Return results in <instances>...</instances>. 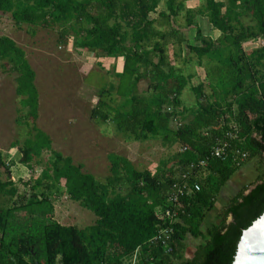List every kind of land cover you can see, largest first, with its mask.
Returning <instances> with one entry per match:
<instances>
[{
	"label": "trees",
	"instance_id": "1",
	"mask_svg": "<svg viewBox=\"0 0 264 264\" xmlns=\"http://www.w3.org/2000/svg\"><path fill=\"white\" fill-rule=\"evenodd\" d=\"M193 1L200 6L187 10L184 2L168 0L155 19L160 0H0V13L11 14L17 25L60 27L62 40L71 35L77 47L98 59H124L123 71L114 73L117 83L100 90L94 119L112 122L136 142L161 139L186 148L172 166L156 171H140L126 157L110 154L111 175L99 182L54 150L52 138L37 126L36 73L25 51L0 37V61L16 75L30 130L18 164L33 173L43 152L52 155L39 176L19 183L0 178V264H129L136 253L138 264L234 263L244 231L264 214V170L220 210L217 206L243 166L264 160V0ZM184 11L187 27L196 31L193 41L175 26ZM198 16L220 33L217 39L204 34ZM245 17L253 24L245 25ZM258 42L257 48L245 47ZM184 44L209 65L207 83L190 88L196 96L190 108L182 95L193 76L182 74L172 53ZM142 82L148 83L147 94L139 89ZM220 142L230 144L227 156L210 157ZM207 157V167L190 169ZM16 165L0 152V172L11 174ZM196 183L200 191H189L178 203L168 253L151 242L170 225L162 216L173 208L168 196ZM64 195L92 211L95 224L80 229L56 222L55 202ZM213 213L215 222L208 225ZM190 238L201 242L186 258Z\"/></svg>",
	"mask_w": 264,
	"mask_h": 264
},
{
	"label": "rangeland",
	"instance_id": "2",
	"mask_svg": "<svg viewBox=\"0 0 264 264\" xmlns=\"http://www.w3.org/2000/svg\"><path fill=\"white\" fill-rule=\"evenodd\" d=\"M178 1L184 2L187 10L196 9L201 4L193 0ZM167 2L160 0L152 18L157 19L159 13L166 11ZM196 22L206 36L218 38L219 32L212 28L207 19L198 16ZM243 22L247 26L253 24L251 17H245ZM175 26L188 40L195 39L196 31L187 27L185 11L175 21ZM61 31L60 27L44 29L17 25L11 14L0 13V37L10 38L22 48L36 73L35 84L40 95L37 126L52 138L53 149L71 157L75 164L83 165L84 172L94 175L99 182H105L111 175L110 154L126 157L140 171H156L172 166L174 157L181 151L179 145L164 144L161 139L136 142L120 133L112 122L104 123L92 117V111L100 99V90L117 83L115 74L122 70L123 60L98 59L93 53L77 47L71 35L62 40ZM260 45L258 42L246 44L245 47L249 50V47L257 48ZM181 48L175 46L172 53L177 54L174 57L175 65L182 74L193 76L182 95L184 105L190 108L196 104V96L190 88L207 83L209 65L206 60L201 64L199 58L189 52L186 44ZM4 63L0 61V152L7 163L17 165L11 168V174L0 172V178L5 181L10 176L19 183L20 179L29 180L33 173L39 176L52 155L51 152H43L33 163V173L28 167L18 164L19 149L29 137L30 130L25 125L21 99L16 93V75L7 72ZM139 89L147 94L148 83L142 82ZM207 91L210 92L209 89ZM263 170L264 160L263 164L256 160L243 166L224 188L217 203L218 210ZM215 216L216 213H213L209 217L208 225L215 222ZM54 219L61 225L83 229L95 224L97 216L64 195L55 202ZM200 242L189 239L186 258L192 256Z\"/></svg>",
	"mask_w": 264,
	"mask_h": 264
},
{
	"label": "built area",
	"instance_id": "3",
	"mask_svg": "<svg viewBox=\"0 0 264 264\" xmlns=\"http://www.w3.org/2000/svg\"><path fill=\"white\" fill-rule=\"evenodd\" d=\"M170 110V109H169ZM227 136L230 139L235 138L231 133H228ZM230 149V144L229 143H219L211 152L210 157H216V158H224L228 154V150ZM186 148H182L181 151H185ZM210 157L205 158L204 160H201L198 164H192L191 165V170L194 171V169L197 167L198 168H205L208 165V161ZM247 155H243V159H245ZM186 179H189V175L184 176ZM201 187L199 184H194L193 188L189 187L187 184L182 185L178 188L175 189V191L171 192L168 196V201L169 203L173 206L172 209H167L162 213V216L164 219H167L169 221V226L161 230L156 237H154L151 242L153 243H161L164 248L167 250L168 253L173 252V247H172V234H173V227L172 225L177 221V216H178V203L180 202L181 198H183L189 191H200ZM129 264H138V254L136 253L132 259V261Z\"/></svg>",
	"mask_w": 264,
	"mask_h": 264
},
{
	"label": "water",
	"instance_id": "4",
	"mask_svg": "<svg viewBox=\"0 0 264 264\" xmlns=\"http://www.w3.org/2000/svg\"><path fill=\"white\" fill-rule=\"evenodd\" d=\"M233 264H264V214L244 231Z\"/></svg>",
	"mask_w": 264,
	"mask_h": 264
},
{
	"label": "crops",
	"instance_id": "5",
	"mask_svg": "<svg viewBox=\"0 0 264 264\" xmlns=\"http://www.w3.org/2000/svg\"><path fill=\"white\" fill-rule=\"evenodd\" d=\"M216 32V31H215ZM218 34V33H217ZM218 36V35H217ZM119 60V59H118ZM120 60H123V64H122V70L119 71L118 73H121L123 71V67H124V59L120 58ZM115 70V69H114Z\"/></svg>",
	"mask_w": 264,
	"mask_h": 264
}]
</instances>
